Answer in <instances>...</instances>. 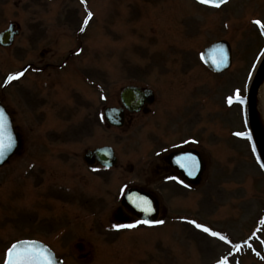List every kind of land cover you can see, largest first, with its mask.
Here are the masks:
<instances>
[{
    "label": "rangeland",
    "instance_id": "rangeland-1",
    "mask_svg": "<svg viewBox=\"0 0 264 264\" xmlns=\"http://www.w3.org/2000/svg\"><path fill=\"white\" fill-rule=\"evenodd\" d=\"M257 20L264 0H0V33L21 28L0 46V96L26 140L0 169V264L25 239L65 264H264V167L252 138L236 135L251 133L247 98L264 56ZM221 40L234 61L216 74L200 55ZM132 84L155 91L152 112L108 129L104 108ZM184 143L206 159L197 188L157 179L161 158ZM103 146L119 165L93 171L84 155ZM133 185L156 191L163 217L117 230L114 212Z\"/></svg>",
    "mask_w": 264,
    "mask_h": 264
},
{
    "label": "water",
    "instance_id": "water-1",
    "mask_svg": "<svg viewBox=\"0 0 264 264\" xmlns=\"http://www.w3.org/2000/svg\"><path fill=\"white\" fill-rule=\"evenodd\" d=\"M199 1V0H198ZM230 0H227L228 3ZM226 3L220 5L223 6ZM211 7V4H205ZM218 8V7H215ZM21 33V28L18 24L12 23L9 25L8 29L0 33V46L4 48L12 47L17 37ZM202 60L204 64L215 73H224L227 72L233 65V50L231 44L226 40L217 41L214 44L210 45L202 54ZM223 61V63H221ZM264 83V56L260 61L254 78L251 82L249 93H248V118L249 125L252 131L255 144L259 156L264 165V128L258 114V94L262 84ZM122 100L125 106L130 110H139L145 102L153 104L155 100L154 92L150 89L143 90L142 88L129 86L124 89L122 92ZM0 110H3V113L6 117V125L4 129L5 139L10 134L13 140V146L11 149L6 150L2 158H0V168L8 165L12 159L23 151L24 142L21 134L17 131L14 124L13 118L8 111L7 107L3 104L0 99ZM124 116L125 111L122 108L110 107L106 109V117L108 118L110 124L115 127H123L124 125ZM194 158L196 167L192 171V174H189V178L193 179L194 184H199L202 180V174L204 173L205 166L202 162V158L193 153H189L186 157ZM95 160H98L106 168H113L118 165V157L116 150L111 146H105L96 149L95 151H90L85 156V161L88 164H93ZM186 170V169H185ZM189 173V170H186ZM137 197L147 198L151 201L152 211L151 214L142 212L139 208L136 207L134 201ZM122 204L124 206L132 205L135 207V213H140L142 219L148 221L149 223H155L159 219L160 215V202L153 199L151 193L142 191L138 188H129L124 197ZM25 241H35L38 248L47 249V256L51 260V264H64V261L57 257L56 252L46 243L39 240H21L15 244L21 245V248L18 251H23V242ZM8 253V252H7ZM7 261V259H6ZM6 264V262H5Z\"/></svg>",
    "mask_w": 264,
    "mask_h": 264
},
{
    "label": "flooded vegetation",
    "instance_id": "flooded-vegetation-1",
    "mask_svg": "<svg viewBox=\"0 0 264 264\" xmlns=\"http://www.w3.org/2000/svg\"><path fill=\"white\" fill-rule=\"evenodd\" d=\"M206 50V49H205ZM204 50V51H205ZM203 51V52H204ZM203 52L201 53L200 57H201V61L203 62L202 60V54ZM234 56V55H233ZM42 57L44 58V54H42ZM233 61H234V57H233ZM204 63V62H203ZM205 65V64H204ZM206 66V65H205ZM233 66V65H232ZM32 68V65H28L27 67L24 68V71L27 72L28 70H30ZM232 68V67H231ZM230 68V69H231ZM229 69V70H230ZM211 70V69H210ZM228 70V71H229ZM212 71V70H211ZM213 72V71H212ZM215 73V72H214ZM216 74H220V73H216ZM13 82V81H12ZM129 86H135V87H139V88H142L143 90H147V89H150L154 92V95H155V100H154V103L153 104H149L147 102L144 103L143 106L140 107L139 110H130L128 109L123 100H122V92L124 91L125 88L129 87ZM29 94V93H28ZM107 95H105V93H103V98L104 100L107 99ZM0 99L1 101L3 102V104L7 107L8 111L10 112L12 118H13V121H14V124L16 126V129L17 131L21 134L22 136V139H23V142H24V148H23V151L21 152V154H19L18 156L22 155V153L24 152L25 150V146H26V140H25V137L20 129V127L17 125L16 123V118H15V113L10 109V107L4 102V99L0 96ZM157 102V95L155 93V91L152 89V88H148V87H141V86H138V85H128L126 87L123 88V90L121 91V94H120V105L119 106H113L115 108H122L124 109L125 111V116H124V125L123 127H121V129H123L124 127L127 126H132L135 124V121L137 120V117L138 115H140L141 113L145 114V115H148L152 112V107L155 105V103ZM107 108H110V107H106L104 108V111H103V117H104V120H105V124L107 126L108 129H111L112 127H115V126H112L108 120V118L106 117V109ZM251 135V133H248ZM58 136H59V133H58ZM247 138V137H245ZM251 138L253 140V144L255 145V142H254V139L251 135ZM196 145V144H195ZM193 143H184L178 147H176L175 149L171 150L167 155L163 156L161 158V164L157 165V169H156V175H157V179L160 180H164V181H170V182H174L176 184H179V185H185L187 187H190V188H197V187H200L203 182H204V177H205V174H206V170H207V163H206V159L202 153L201 150H199L196 146H195ZM105 147V146H103ZM98 148H101V147H98ZM96 148V149H98ZM96 149H89L87 150V152L85 153L84 155V161H85V156L88 152L90 151H95ZM255 149L257 151V148L255 146ZM189 153H193L197 156H200L202 158V162L205 166V169H204V173L202 174V180L199 184H194V180L189 178V173L185 170V168H182L180 167L176 161L178 158H183V157H186L187 154ZM17 156V157H18ZM188 157V156H187ZM119 158V157H118ZM15 159V158H14ZM13 159V160H14ZM12 160V161H13ZM119 160V159H118ZM11 161V162H12ZM86 165L89 166L90 169H92L93 171H96V170H99L101 168H104L105 170H111L110 168H106L104 167L102 164L99 163L98 160H95V162L93 164H88L86 161H85ZM118 165H119V162H118ZM117 165V166H118ZM115 166V167H117ZM156 180V179H155ZM153 182V181H152ZM150 182V183H152ZM153 184V183H152ZM129 188H138L142 191H145V192H149L151 193L153 199L155 200H158L160 202V215H159V219H158V222H160V220L162 219L163 217V211H164V208L162 206V201H161V198L160 196L156 193V191H154L153 189H151V187L149 186H142V185H133V186H130L126 189V191L129 189ZM63 191V190H61ZM125 191V193H126ZM60 193L62 192H58V195H60ZM124 193V195H125ZM123 195V197H124ZM123 197L121 199V205L116 209V211L114 212V218L115 220L117 221V224L118 225H133L135 224L136 222L138 221H145L143 220L141 217L142 215L140 213H135V207L132 206V205H127V206H124L122 204V201H123ZM156 223V224H157ZM146 224H149V225H154V224H150V223H146ZM117 230H122L121 228H118ZM82 248V247H81Z\"/></svg>",
    "mask_w": 264,
    "mask_h": 264
},
{
    "label": "snow or ice",
    "instance_id": "snow-or-ice-1",
    "mask_svg": "<svg viewBox=\"0 0 264 264\" xmlns=\"http://www.w3.org/2000/svg\"><path fill=\"white\" fill-rule=\"evenodd\" d=\"M83 2V0H82ZM202 4H211L214 7H220L222 3H226L227 0H199ZM92 14L88 13V19H91ZM85 24L88 23V20L84 21ZM257 25H259L262 34H264V23H261V21L257 20L255 21ZM83 30V29H82ZM223 63V61H221ZM24 73L21 72L17 75H12L8 77V81L12 82L14 80L19 79L21 76H23ZM236 100L243 104L245 103L244 99L240 95V90H236ZM229 104L233 102V98H228ZM6 125V117L3 113V110H0V158L3 157L4 152L6 150L11 149L13 146V140L11 135L9 134L7 138L5 139L4 136V129ZM237 136L241 137H247V139L251 140V135L244 132H238L236 133ZM253 150L255 151V146L253 147ZM176 163L186 170H189V174H192V171L195 170L196 164L194 161V158L192 157H183L178 158ZM264 167V165H261ZM137 208H139L142 212H145L147 214H151L152 207H151V201H149L147 198L143 197H137L136 201H134ZM141 223H148V221H141ZM192 223H195L194 221ZM137 225H119L120 228H132L136 227ZM197 228H201L204 232L209 233L213 237H218L220 240L225 241L226 243H231V241H228L226 237L220 235L217 232L211 231L209 228L204 227L200 224H195ZM21 248V245L13 244L11 248L8 249L7 253V261L6 264H51L50 258L47 256V249H40L37 246V243L35 241H25L23 242V251H18V249ZM237 250H239V247L237 246ZM220 264H228L227 258L222 260Z\"/></svg>",
    "mask_w": 264,
    "mask_h": 264
},
{
    "label": "bare ground",
    "instance_id": "bare-ground-1",
    "mask_svg": "<svg viewBox=\"0 0 264 264\" xmlns=\"http://www.w3.org/2000/svg\"><path fill=\"white\" fill-rule=\"evenodd\" d=\"M258 114L264 128V83L262 84L258 94Z\"/></svg>",
    "mask_w": 264,
    "mask_h": 264
}]
</instances>
